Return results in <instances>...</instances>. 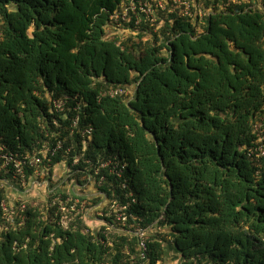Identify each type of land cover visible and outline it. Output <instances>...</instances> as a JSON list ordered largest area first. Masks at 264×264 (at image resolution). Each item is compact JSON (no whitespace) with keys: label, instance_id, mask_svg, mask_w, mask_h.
Segmentation results:
<instances>
[{"label":"trees","instance_id":"1","mask_svg":"<svg viewBox=\"0 0 264 264\" xmlns=\"http://www.w3.org/2000/svg\"><path fill=\"white\" fill-rule=\"evenodd\" d=\"M130 1L0 0L1 144L69 182L23 195L8 227L0 186V264H165L171 246L180 264H264V0H168L120 31Z\"/></svg>","mask_w":264,"mask_h":264},{"label":"built area","instance_id":"2","mask_svg":"<svg viewBox=\"0 0 264 264\" xmlns=\"http://www.w3.org/2000/svg\"><path fill=\"white\" fill-rule=\"evenodd\" d=\"M166 1L168 0H149V1H140L139 4H137L136 1L132 0L130 1L129 5L124 6L121 10H117L113 14V23L118 30L125 31L126 28L124 27H126V25L132 21L133 17H136L137 23H139L142 19V13H144L145 14L144 17L150 22V24H152V26H155L157 11L159 9L166 8ZM172 1L175 4H177L179 7H181L184 10L186 15L193 14V12L191 11V3L188 0H172ZM119 92L126 93V94L129 93L128 89L126 90L123 88L113 89L112 91H110L111 94H116ZM58 107L60 110L63 109L62 104H58ZM77 123H78V118L74 120V125H76ZM61 146H62V142L58 141L55 149L52 150V155ZM49 151L50 150L48 149V151L45 152V155L50 163L51 158H48ZM0 160L3 161L1 169H4L7 173H9L11 170L13 171L14 176L22 177L21 180L18 181L17 183L15 182L11 183L7 178H0L1 187L3 184L7 186H16V190H18L22 195L28 194L34 188H38V186H43V185L47 186V192L53 191L54 189H56V187H54V189H51V184L49 183L50 180H48L49 174L46 171H43L42 169H40L39 163L41 162V159L38 156L27 157L26 160L18 159L16 158L13 152L6 150L5 146L1 144V139H0ZM26 164H29L30 166L35 168L34 175L30 176L29 179L25 175L24 166ZM109 165H110V162H107V163L102 164V167H106ZM8 166L11 167L10 170ZM72 189L75 190V186H72ZM22 197L20 196L18 198H13L11 199L10 203L7 202L6 200H2L1 207L5 212L4 218H5V223L7 227L10 224H16L17 217L19 218L21 222H23V219L25 218L23 213L25 212L24 210L26 209V204L22 200ZM19 201H20V206H18V203H17ZM116 218L119 221H121L123 224H125L128 219L127 215L121 212L116 214ZM135 229H136L135 234L140 238V246L144 250H146L147 245H146V241L144 237H145L147 230L143 229L140 226H137ZM141 257L143 260L140 264H148V255L145 251L142 253Z\"/></svg>","mask_w":264,"mask_h":264},{"label":"rangeland","instance_id":"3","mask_svg":"<svg viewBox=\"0 0 264 264\" xmlns=\"http://www.w3.org/2000/svg\"><path fill=\"white\" fill-rule=\"evenodd\" d=\"M200 13H202V11H199ZM61 168V167H60ZM59 167L58 168H54V170H53V175L51 176V177H53V179H56V180H54L55 181V185H57V184H59L60 183V185L59 186H63V185H65V184H63V178H61V175H59V174H61V171L59 170L60 169ZM62 169V168H61ZM62 172L64 173V174H66V172H65V170H62ZM63 177V176H62ZM68 177V176H67ZM62 182V183H61ZM89 184H87L86 186H85V194L88 196V197H93V196H95V195H92L91 194V191L89 190V186H88ZM39 187V186H38ZM63 188V187H62ZM38 188H34L31 192H29L30 194H33L34 192H36V190H37ZM39 190V189H38ZM42 190H44V189H42ZM42 190H40V193H38L39 194V197H43V196H45V195H43V192H42ZM45 191V190H44ZM28 193V194H29ZM99 205V204H98ZM97 205V206H98ZM93 211V210H92ZM91 211V212H92ZM102 210H99L96 214L94 213V218L92 219V220H89V223L92 225V226H96V225H101V223H102V221L100 220V218L101 217H103L102 216ZM172 246L169 248V252L167 253V261H166V263L165 264H180L181 263V260H179L178 258V256H177V254H176V252H173L172 250Z\"/></svg>","mask_w":264,"mask_h":264},{"label":"crops","instance_id":"4","mask_svg":"<svg viewBox=\"0 0 264 264\" xmlns=\"http://www.w3.org/2000/svg\"><path fill=\"white\" fill-rule=\"evenodd\" d=\"M55 167L56 168H60L59 170L61 171V174H59V175H61V178H63V184H65V185H63L62 187L63 188H65V187H67V186H69V182H68V180H67V174H64L63 172H62V170H65V172L67 173V168H66V165L65 164H57V165H55ZM54 167V168H55ZM54 170V169H53ZM63 176V177H62ZM48 178V177H47ZM52 179H53V177H52ZM48 180H50L49 181V183L51 184V179L49 178ZM53 180H56V179H53ZM61 182V183H62ZM60 185V183L59 184H57V185H55L54 187H59V188H62L61 186H59ZM74 186H76V185H74ZM13 187V188H12ZM39 189V190H38ZM38 189L36 190V192H34L33 194H35V195H33V196H39V194L38 193H40V190H42V189H44V190H42V192H43V195H46V193H47V186H39L38 187ZM89 190L91 191V194L92 195H96V194H98V192H96V189L94 188V187H90L89 188ZM7 192H8V195H9V197L11 198V199H13V198H18V197H22L23 195L18 191V190H16V186H7ZM94 218V215L92 216V219ZM91 219V220H92ZM179 256V255H178ZM179 259V258H178ZM180 260V259H179Z\"/></svg>","mask_w":264,"mask_h":264}]
</instances>
